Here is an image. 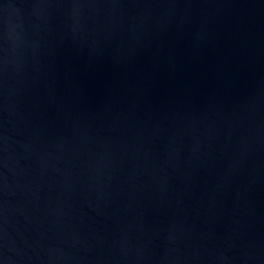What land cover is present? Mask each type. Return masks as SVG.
<instances>
[{
	"label": "water",
	"instance_id": "obj_1",
	"mask_svg": "<svg viewBox=\"0 0 264 264\" xmlns=\"http://www.w3.org/2000/svg\"><path fill=\"white\" fill-rule=\"evenodd\" d=\"M0 264H264V0H0Z\"/></svg>",
	"mask_w": 264,
	"mask_h": 264
}]
</instances>
